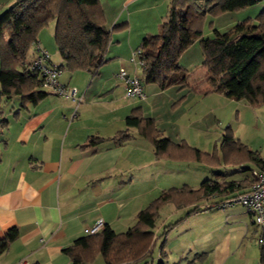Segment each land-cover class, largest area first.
<instances>
[{"label":"crops","instance_id":"1","mask_svg":"<svg viewBox=\"0 0 264 264\" xmlns=\"http://www.w3.org/2000/svg\"><path fill=\"white\" fill-rule=\"evenodd\" d=\"M15 1L0 0V13ZM100 5L107 30L126 24L112 32L105 56L107 62L116 56L121 66L122 56L135 51L145 36L158 32L168 0H100ZM38 43L47 51L50 63L63 64L54 43L50 44L42 32ZM33 58L31 48L27 61ZM106 67L102 66L95 75L61 70L59 83L74 87L79 103L53 94L24 105L18 97H0V241L10 230L17 231L16 240L0 254V264H72L63 250L87 236L96 220L101 219L116 234L127 233L137 214L170 189H197L205 180L240 183L237 193L250 189L251 171L256 167L250 163L242 168L222 165L217 153V162L200 163L204 172H198L196 177L190 176L180 185L170 182L171 178L163 187H156L159 195L147 204L146 139L135 129L129 130L130 140L121 145L110 139L126 129L124 120L137 107L145 118L153 120L161 135L162 132L156 119L146 116L141 106L123 99V81H119L116 69L107 77ZM122 67L129 76L141 78V70L139 76L134 68ZM183 69L188 70L186 66ZM173 87L184 99L183 88ZM208 87L207 83L197 91L202 93ZM91 138L101 141L89 144ZM165 138L174 144L187 143ZM155 159L151 161L160 164L156 163L160 159ZM199 204L201 209L189 216L193 205L181 209L171 204L162 206L167 215L159 231L175 223L166 235L164 264H259L264 226L256 225L242 207L221 210L204 208L207 202ZM154 233L160 232L155 229ZM160 258L158 252L157 260ZM153 259L148 264H154Z\"/></svg>","mask_w":264,"mask_h":264},{"label":"trees","instance_id":"2","mask_svg":"<svg viewBox=\"0 0 264 264\" xmlns=\"http://www.w3.org/2000/svg\"><path fill=\"white\" fill-rule=\"evenodd\" d=\"M260 1L168 0L167 13L158 32L145 36L137 48L144 60L139 78L141 84L142 81L153 83L161 90L172 86L187 87V71L177 66V60L198 41L209 85L203 95L219 93L234 101L245 100L253 107L264 103V10L256 25L240 23L226 32L213 30L208 38L202 35V24L207 15L217 17ZM50 22H54L53 41L63 63L57 66L61 70L87 71L92 75L107 63L105 56L112 32L126 26L115 25L107 30L100 0H16L0 13V97H18L24 105L35 104L51 94L41 88L39 79L30 71L33 59L27 61L31 48L38 43L40 32ZM124 123L126 129L110 139L115 145L129 141V130L135 129L151 144L158 159L217 162L215 153L201 152L186 143L174 144L162 137L153 120L145 118L139 107L130 111ZM93 140L101 141L91 138L89 144H93ZM219 153L222 165L242 168L245 163H250L256 169L264 170L259 152L250 150L231 133L222 137ZM240 188V183L205 180L197 189L187 186L170 189L137 214L135 224L127 233L116 234L104 225L99 233L76 239L63 253L72 264H93L98 257L103 264H148L159 240L161 258L157 264H164L166 235L175 223L163 227L162 232L155 235L162 206L171 204L181 209L193 205L187 213L189 216L201 209L199 203L207 202L210 208H216L223 200L241 194L237 193ZM214 199L220 201L213 203ZM16 238V229L10 230L0 241V254ZM261 243L259 264H264L263 239Z\"/></svg>","mask_w":264,"mask_h":264},{"label":"rangeland","instance_id":"3","mask_svg":"<svg viewBox=\"0 0 264 264\" xmlns=\"http://www.w3.org/2000/svg\"><path fill=\"white\" fill-rule=\"evenodd\" d=\"M263 10L264 0H261L256 5L233 12L222 13L217 17L207 15L202 24L203 38L211 37L213 30L226 32L240 23L256 25L259 14ZM53 26L54 22H50L41 31L50 44L54 43ZM131 53L127 57H121L124 60L121 66L117 63L118 58L116 56L112 59L111 55H109L111 59L104 65V67L107 66L105 68L107 77L114 74V69L117 70L118 74V69L122 66L133 69V65L129 64ZM202 61L203 57L198 41L193 42L177 60V66L180 68L186 66L188 69L186 74L188 86L182 89L185 95L184 99L177 95L175 92L176 88L173 86L161 92L162 90L156 84L142 81L143 93L146 98H133L126 101L136 103L137 106L142 107L146 116L155 118L158 123L157 128L162 132L161 136H169L171 139L177 141L183 139L188 143H186L188 146L191 145L210 154H217L219 153L220 140L228 132L232 134L234 139L240 140L251 150L259 152V155L264 159V103L253 107L245 100L234 101L219 93L203 95L201 92H198L197 89L208 83L207 72L202 66ZM134 70L137 71V74L140 73V69L134 68ZM145 145L147 204L159 195L160 189H156V187H163L167 180L171 178L176 179H171L170 182L173 181L180 185L184 180H188L190 176L196 177L198 172H204L202 164L196 162H189V165L187 163L175 165L168 164L166 160L160 159L159 162L156 161V163L160 164H154L155 162L151 160L155 161L156 159L151 144L145 140ZM160 166L161 172H158ZM155 171L156 173H154ZM164 207L161 209L159 217L156 220L155 229L157 233L162 232V230L159 231V228H161L162 222L167 215V212L163 210ZM159 244L160 241L158 240L153 248L152 257H150L154 258V264L158 263ZM98 262L99 264H103L100 257L96 259L94 264H98Z\"/></svg>","mask_w":264,"mask_h":264},{"label":"built area","instance_id":"4","mask_svg":"<svg viewBox=\"0 0 264 264\" xmlns=\"http://www.w3.org/2000/svg\"><path fill=\"white\" fill-rule=\"evenodd\" d=\"M34 58L29 66L30 71L39 79L41 88L49 93L69 99L79 103L81 99L77 96V90L74 87H67L59 83L58 78L61 74V69L49 62L47 51L39 44L33 47ZM141 51L136 49L131 53L129 62L135 69L144 67V60L141 56ZM118 78L123 81L124 99L139 98L143 99V87L138 76H129L125 68L121 67L117 74ZM252 184L249 190L237 194L223 200L216 205V208L224 210L227 208L242 207L252 215L253 222L260 226H264V170L254 169L251 171ZM210 204H206L204 208H210ZM104 227V222L101 219L87 230V235H95ZM261 242V240H260ZM17 264H27L25 261H20Z\"/></svg>","mask_w":264,"mask_h":264}]
</instances>
